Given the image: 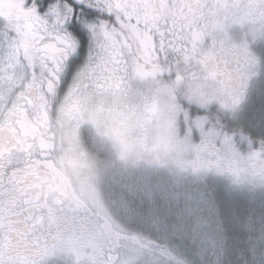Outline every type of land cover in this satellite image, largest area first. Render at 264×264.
<instances>
[{"label":"snow or ice","instance_id":"6c2138e0","mask_svg":"<svg viewBox=\"0 0 264 264\" xmlns=\"http://www.w3.org/2000/svg\"><path fill=\"white\" fill-rule=\"evenodd\" d=\"M0 264H264V0H0Z\"/></svg>","mask_w":264,"mask_h":264}]
</instances>
